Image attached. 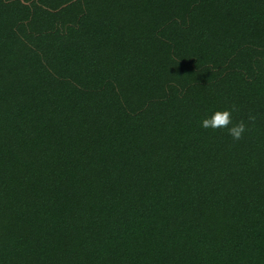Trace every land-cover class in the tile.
<instances>
[{
  "label": "trees",
  "instance_id": "1",
  "mask_svg": "<svg viewBox=\"0 0 264 264\" xmlns=\"http://www.w3.org/2000/svg\"><path fill=\"white\" fill-rule=\"evenodd\" d=\"M0 264H264V0H0Z\"/></svg>",
  "mask_w": 264,
  "mask_h": 264
},
{
  "label": "clouds",
  "instance_id": "2",
  "mask_svg": "<svg viewBox=\"0 0 264 264\" xmlns=\"http://www.w3.org/2000/svg\"><path fill=\"white\" fill-rule=\"evenodd\" d=\"M233 111H238L236 105H233L231 110L216 111L210 118L202 121V127L213 131L225 129L234 141L243 139L244 134L249 130L248 125L243 120L234 124L232 120ZM256 119L257 117L251 114L247 117L248 122L252 124L255 123Z\"/></svg>",
  "mask_w": 264,
  "mask_h": 264
}]
</instances>
